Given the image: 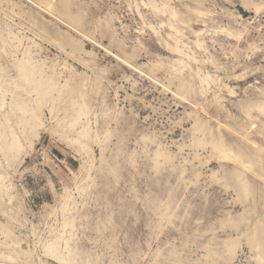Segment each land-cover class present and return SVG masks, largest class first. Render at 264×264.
I'll return each instance as SVG.
<instances>
[{
  "label": "rangeland",
  "instance_id": "obj_1",
  "mask_svg": "<svg viewBox=\"0 0 264 264\" xmlns=\"http://www.w3.org/2000/svg\"><path fill=\"white\" fill-rule=\"evenodd\" d=\"M50 2L0 0V264H260L264 0Z\"/></svg>",
  "mask_w": 264,
  "mask_h": 264
},
{
  "label": "bare ground",
  "instance_id": "obj_2",
  "mask_svg": "<svg viewBox=\"0 0 264 264\" xmlns=\"http://www.w3.org/2000/svg\"><path fill=\"white\" fill-rule=\"evenodd\" d=\"M37 1H40V2H42V3H45L46 4V6L47 7H51V9H53V10H56V6H54L50 1L51 0H37ZM154 8H156V9H158L157 8V6H154ZM165 8H169V10H171V8L170 7H165ZM68 7L65 5L64 6V4L62 5V7L60 8V10L62 11V13H64L63 15H66L67 17H69L68 16ZM178 15H179V17L182 19V20H184V18H183V15L181 14V13H178ZM73 21H75L74 19H73ZM76 22V21H75ZM6 40V38L4 37V35H2V34H0V42L1 41H5ZM8 55V54H7ZM15 63H13L12 64V67H14L15 65H14ZM22 72H23V70H22ZM21 72V73H22ZM45 66L44 65H41V66H39V67H36L34 70H33V74L34 75H44L45 74ZM75 75H76V77L78 78V79H83V76L81 75V74H77V73H75ZM78 87H79V84L78 83H76L75 81L74 82H72V83H70L69 85H67L64 89H63V91H62V93H61V97H62V99H69V100H71L72 99V97L75 95V93H76V91L78 90ZM24 88V87H23ZM22 88V89H23ZM24 90V89H23ZM27 90V89H26ZM27 91H29V89L27 90ZM5 119H6V123H11V117L10 116H6L5 117ZM40 138V135H39V133H36L35 134V139H39ZM30 149L31 148H33L34 147V142H31V144H30ZM220 154L223 156V158L224 159H230V153L228 152V151H225L224 150V147H221L220 149ZM159 151V150H158ZM163 151V150H162ZM160 152V151H159ZM163 154H164V152H163ZM168 155V157H169V154H167ZM157 158H158V156H157ZM162 158V157H161ZM167 161H168V159H167ZM245 189H248V187L247 186H245L244 187ZM262 239V240H261ZM261 239L259 238L258 239V242H257V249H258V251H259V253H264V247H263V243L262 242H264V240H263V238L261 237ZM262 241V242H261ZM261 242V243H260ZM261 244V245H260ZM259 263L260 264H264V260L263 259H261L260 257H259Z\"/></svg>",
  "mask_w": 264,
  "mask_h": 264
}]
</instances>
